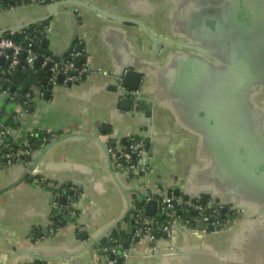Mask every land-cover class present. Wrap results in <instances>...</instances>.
<instances>
[{
    "label": "crops",
    "instance_id": "1",
    "mask_svg": "<svg viewBox=\"0 0 264 264\" xmlns=\"http://www.w3.org/2000/svg\"><path fill=\"white\" fill-rule=\"evenodd\" d=\"M75 1L51 16V4L0 11V32L48 19L45 49L65 58L74 49L93 71L77 84L53 85L48 96V80L29 90L33 75L22 68L3 81H16L11 99L0 90L10 140L25 145L35 130L58 136L47 151L32 152L29 174V163L0 167V264H264V0ZM128 70L141 74L145 110L140 99L122 107L116 77ZM37 72L46 76L43 66ZM130 135L150 138L141 194L179 189L191 200L213 198L227 204L229 224L214 232L172 226L154 251L146 238L129 243L130 184L110 169L108 147ZM33 177L79 189L76 225L51 233L52 193ZM116 228L127 258L89 244Z\"/></svg>",
    "mask_w": 264,
    "mask_h": 264
},
{
    "label": "built area",
    "instance_id": "2",
    "mask_svg": "<svg viewBox=\"0 0 264 264\" xmlns=\"http://www.w3.org/2000/svg\"><path fill=\"white\" fill-rule=\"evenodd\" d=\"M28 3H39V4H53L59 0H26ZM5 6L0 4V11ZM33 25V24H32ZM31 26V25H30ZM41 37H31L30 34L25 33L24 30L17 32L24 34V39L28 41L26 46L14 42L12 39L4 36L8 33L12 35L13 31H7L0 36V70L4 73H9L16 69L21 63V57L25 54L24 61L28 67H32L38 53L33 47H39L43 41L42 38H46L50 32L48 24L39 29ZM73 49L69 53L70 59L59 62H54L50 68V76L48 77L49 84L55 85L58 83V78L62 76V84L66 83H78L84 78V75H88L93 71L86 63L77 65L72 59L83 57L82 53H75ZM49 58H45L43 65ZM97 74L106 75L105 71L96 70ZM1 85V83H0ZM122 88V85H120ZM123 89V88H122ZM33 93L28 92L25 95L24 106L29 107L32 104L31 98ZM30 138L37 137L39 140L38 148L44 147L50 140L56 138L58 135L55 133L46 134L40 130L30 131ZM143 139L135 140L133 135H130L124 141L116 143L108 147V156L110 160L111 170L119 175H123L129 182V189L132 190V196L130 200V220H132L133 235L131 242L133 243L136 238H146L151 246L152 250H156L157 237L152 233L151 226L154 223L155 216L163 217V221L159 223L158 227L165 234L170 231L171 225L174 224L175 220H180V214L177 213L176 207L180 209L185 215L189 223L191 221L195 227L199 223H204L205 227L212 221L214 226H220L221 229L226 227L230 222V216L227 212L221 214L222 205L220 201H216L213 198L206 199L205 203H200L198 200L186 199L182 195H170V196H157V195H146L141 197V188H145V183L140 179L143 178L150 171V162L148 157V150L142 142ZM34 148L29 144L17 145L10 140V126L0 121V167L8 166L16 163H26V158L32 156ZM141 180V181H138ZM33 182L36 185L42 186L52 193L53 205L57 210V223H53V227L50 228L51 233L54 229L67 224H77V217L79 214L77 208L78 199L81 196V192L78 188L72 184L57 183L54 181H45L42 178L34 179ZM64 198V202L60 200ZM151 200H157L159 207L156 215H147L140 217L139 212L144 213L146 211V203ZM217 202L218 208L212 209V205ZM208 210L207 214L204 211ZM192 212H195L193 215ZM133 215V216H132ZM55 216V218H56ZM170 218L171 220H168ZM182 222V221H181ZM183 226H185V224ZM188 226V224H186ZM205 231V230H202ZM96 248L98 252H102L105 257L111 255L127 258L130 254L128 248H124L119 239L111 237L106 238V244L97 243Z\"/></svg>",
    "mask_w": 264,
    "mask_h": 264
},
{
    "label": "water",
    "instance_id": "3",
    "mask_svg": "<svg viewBox=\"0 0 264 264\" xmlns=\"http://www.w3.org/2000/svg\"><path fill=\"white\" fill-rule=\"evenodd\" d=\"M76 2L75 0H59L53 4L50 5V10H49V15H53L57 12V9L59 8L60 5L64 4V3H67V2ZM90 8L92 9H96L94 6L92 5H89ZM102 14L108 16V17H111V15H108V13H105L103 11H100ZM48 19H41L39 21H36V22H32V23H29V24H26V25H22L20 27H16V28H13V29H9L7 31H13L14 33L12 34V36H15L17 34L18 31L20 30H25L27 29L30 25L32 24H36V23H39V22H47ZM124 20V19H123ZM7 31H1L0 32V36L3 35L5 32ZM46 47V40H43L41 42V45L40 47H33V49L38 53L35 61L33 62V65L32 67H28L27 64L25 63L24 61V58H25V54L22 55L21 57V63L17 66L16 69H20L22 68V73L24 75H27L29 73H32L33 75V78H32V81H31V84L30 86L28 87L29 90L33 89V88H38L39 87V83H42V84H47V80H48V77L50 76V68L52 66V64L54 62H59V61H63V60H68L70 59V57H61V56H58L56 54H53L51 51L45 49ZM46 57H49V60L46 62L45 65H43V62L45 60ZM86 56H83V57H80V58H74V60H79L80 62L82 63H86ZM43 66V71L45 73V77L42 78L43 74L42 73H33L34 69H40L41 67ZM42 75V76H41ZM15 76V71L12 72L11 74L10 73H2L0 71V77H3L4 79H8V78H14ZM86 75H84L85 77ZM117 84L121 83V78L123 79L124 83L122 84V88L116 84V88L117 90H119L120 94L123 95V99H122V104H123V108L125 109H130V107L132 105H135L136 104V107H138L139 109L141 110H145L147 109L148 107L151 106V103L150 102H147V101H144L145 100V95L143 93H140L139 92V84H140V79H141V74L134 71V70H128L126 71L125 73H120L117 77ZM41 80L38 81V80ZM15 80L13 81V85H11L10 83L8 82H2L1 85H0V90L2 91H9L10 93V96H8L6 99H11V97L13 96L12 93L14 91V88H15ZM58 83H62V76L60 75L59 78H58ZM71 84V83H69ZM74 84H77V83H74ZM48 86V90L46 92V96H48L53 88V85L52 84H47ZM136 99H140V101H137V103H133L134 100ZM29 109H31L32 111V105H30L28 107ZM147 114H150L149 112H146ZM58 139V138H57ZM56 139L54 140H51L49 141L44 147L41 148V153H43L44 151H47V149L50 147V145L55 141ZM135 140L138 141V137L135 136ZM143 144L145 145L146 149L148 150V157H151V147H150V138L149 137H146L142 140ZM34 159L31 157H27L26 158V163H29L30 165L28 166L27 168V171L26 173L29 174V170H31V163ZM111 169V168H110ZM67 184H70L67 182ZM127 192L130 194V199H129V205H128V210H127V213L125 215V217L127 216L128 211H130V200H131V196H132V190L131 189H127ZM175 196H178L180 193H179V189H174V193H173ZM146 195H149V193H145V194H141V197H145ZM206 201V197H202L200 199V203H205ZM218 201V200H216ZM64 202V200H63ZM220 204L222 205V209H221V214H222V217L223 215L227 212V204L224 203V202H220ZM159 207V202L157 200H151L149 202L146 203V211L144 213H141L139 212V215L140 217H144L145 214L147 215H156L157 213V209ZM218 208V203L215 202L213 205H212V209H216ZM177 209V213L178 214H181L182 211L180 209H178V207H176ZM234 211V207L232 206L230 208V211ZM208 210H205L204 211V214H207ZM193 215L195 214V212H192ZM130 215V214H129ZM133 216V215H132ZM161 217V216H160ZM168 220H171L170 218H167ZM231 221H234L233 220V217L231 218ZM128 222L130 223V230L132 232V235H133V227H132V220H130V216H129V219H128ZM177 226L178 228H180L181 230H205L204 232L206 231H209V232H214V231H220L221 228L220 226H214L212 224V221L210 223L207 224V227H205L204 223H199L197 227H191V226H183V223L181 221H178V220H175L174 224L171 225L172 226ZM75 231L77 232V237L79 239H86L88 238V235L87 233H82L79 231L78 228L75 229ZM169 234V232L167 233V235ZM107 237V236H106ZM105 237V238H106ZM103 238V239H105ZM102 239V240H103ZM130 240H131V237H129V240L128 242L130 243ZM139 238H136L134 241H138ZM89 244L91 245H94L96 244L97 242L101 241V240H97V239H89ZM119 241L122 243L123 247L124 248H128L129 247V244L126 243L125 241H123V238L120 237L119 238ZM102 254V252H101ZM112 255L110 256V259H112ZM35 258V257H34ZM36 260H40V261H44V259H40V257H38ZM117 263L118 264H123V261L122 259L118 258L117 259Z\"/></svg>",
    "mask_w": 264,
    "mask_h": 264
},
{
    "label": "trees",
    "instance_id": "4",
    "mask_svg": "<svg viewBox=\"0 0 264 264\" xmlns=\"http://www.w3.org/2000/svg\"><path fill=\"white\" fill-rule=\"evenodd\" d=\"M21 3H27L26 0H0V4L2 6H5V7H10V6H13V5H18V4H21ZM47 23L46 22H39V23H36V24H33L31 26H29L27 29H25V33L27 34H30L31 37H36V38H39L41 37V34L39 32V29L43 26H45ZM4 36L12 39L14 42L16 43H19V44H22L23 46H26V44L28 43V41L26 39H24V34L22 33H18L16 34L15 36H12L8 33L4 34ZM42 40H46V38H42ZM69 57V56H68ZM72 61H74L77 65H80L81 62L79 60H74L72 59ZM4 81V78L0 77V83H2ZM31 140L29 141V144L34 148V150L38 149V144H39V140H37L38 138L37 137H33V138H30ZM124 141V140H123ZM39 177H33V180L34 179H38ZM186 199H188L186 196H184ZM232 213L234 212H231V215H233ZM186 218V215L182 212L180 214V220L182 221V223H186L185 221H187ZM129 218L126 216L124 221H127ZM57 216L56 218H54L52 220L53 223H57ZM163 221V217H159V216H155V220H154V223L153 225L151 226V230H152V233L157 237V238H161L164 236V232L162 230L159 229V223H161ZM128 222V221H127ZM188 224V226H191V227H195V225L189 221V223H186ZM185 224V226H187ZM64 226H65V223H64ZM122 236L121 234V231H118L117 228L114 229L107 237H111V238H114V239H119L120 237ZM106 237V238H107ZM106 238L101 240L100 243L102 244H106ZM34 264H40L39 261H36Z\"/></svg>",
    "mask_w": 264,
    "mask_h": 264
}]
</instances>
